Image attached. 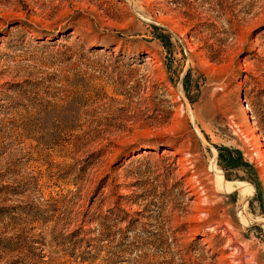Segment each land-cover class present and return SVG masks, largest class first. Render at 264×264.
<instances>
[{"label": "rangeland", "instance_id": "374dc122", "mask_svg": "<svg viewBox=\"0 0 264 264\" xmlns=\"http://www.w3.org/2000/svg\"><path fill=\"white\" fill-rule=\"evenodd\" d=\"M0 264H264V0H0Z\"/></svg>", "mask_w": 264, "mask_h": 264}, {"label": "bare ground", "instance_id": "6f19581e", "mask_svg": "<svg viewBox=\"0 0 264 264\" xmlns=\"http://www.w3.org/2000/svg\"><path fill=\"white\" fill-rule=\"evenodd\" d=\"M219 182H220V185L224 188V184H223V182L222 181H220V180H218ZM242 187V186H241ZM228 189V188H227ZM246 191V190H245ZM244 191V192H245ZM248 191H246V193H247ZM242 193V192H241ZM244 206V205H243ZM241 260V259H240Z\"/></svg>", "mask_w": 264, "mask_h": 264}]
</instances>
